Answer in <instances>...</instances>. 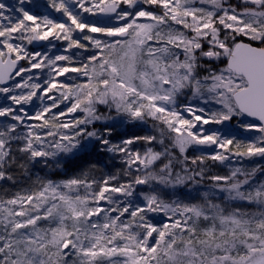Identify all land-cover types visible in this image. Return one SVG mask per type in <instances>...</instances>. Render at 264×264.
I'll return each instance as SVG.
<instances>
[{"label": "snow or ice", "instance_id": "obj_1", "mask_svg": "<svg viewBox=\"0 0 264 264\" xmlns=\"http://www.w3.org/2000/svg\"><path fill=\"white\" fill-rule=\"evenodd\" d=\"M76 2L85 12L115 14L122 23L89 25L73 13L65 0L58 4L53 0L52 6L63 11L81 32L87 28L90 33L112 38L83 35L82 39L97 50L88 57V63L55 71L56 75L78 72L88 78V83L76 85L74 90L61 84L68 91H62L59 97L46 95L57 87L54 80L45 81L47 87L42 88L38 83L29 85L33 77L23 79L22 74L55 66L56 61L71 57L58 55L51 59L46 53L28 52L23 44L11 41L15 38L31 44L48 40L50 35L59 38V30L69 41V48L88 45L73 39V29L64 23L47 16L36 23L39 18L25 10V0H18L16 7L0 2V85L15 77L23 80L13 87H0V93L30 87L26 94L7 98L15 105L27 104L39 90L44 93L39 97L41 101H52L32 116L23 107L0 108V117L10 116L16 122L0 125V181L15 184L38 163L63 168L65 162L82 154L96 156L95 162L86 161L87 169L71 178L59 183L37 178L39 190L0 198V264H264V181L253 186L257 174H264V165L236 167L228 175L207 176L213 182L212 188L202 196H192L193 186L205 179L206 162L223 163L229 156L217 152L190 158L187 150L215 144L228 151L233 139L193 132L195 122L202 120L197 109L182 105L192 114L191 120L177 110V98L185 89L205 103L206 94H210L222 107L203 123L240 118L241 128L255 129L261 135L258 142L236 141L235 155L264 159V0H239L235 4L231 0H95L91 7H86L84 0ZM141 18L148 22H141ZM173 25H181L187 32ZM14 33L20 35L13 37ZM152 40L162 46H148ZM21 60H26L28 67L19 65ZM70 96L74 99L67 111L79 110L83 116L63 122L52 109ZM46 113H51L50 119ZM248 117L254 120L248 121ZM149 118L175 133L170 144L165 145L163 138L158 140L153 134L134 133L113 139L116 125L145 124ZM26 120L43 123L25 125ZM22 126L27 127L26 134L17 131ZM37 128L47 129L44 137L35 131ZM164 135L165 128H160V136ZM47 136L53 140L47 141ZM14 141L21 142L15 153ZM156 143L163 149L156 150ZM104 155L126 165L123 175L131 179L111 184L118 176L110 174L97 180L93 173L102 166L100 157ZM189 160L195 167H189ZM149 184L153 191L144 195L142 207L133 208L131 201L113 198L114 193L132 197L135 186ZM182 187L190 189L186 195L201 202L184 204L178 198L165 199L179 197ZM217 193L221 203L215 202ZM100 201L115 206H94ZM241 204L255 205L256 211ZM101 212L102 224L89 223L90 217ZM112 212L118 215H110ZM151 212L180 219L157 226L147 218ZM125 213L131 217L128 221L121 219ZM49 218L57 220L58 226L38 227V221ZM201 218L210 225L199 228ZM133 223L136 231L132 230ZM73 256L76 259H70Z\"/></svg>", "mask_w": 264, "mask_h": 264}, {"label": "rangeland", "instance_id": "obj_2", "mask_svg": "<svg viewBox=\"0 0 264 264\" xmlns=\"http://www.w3.org/2000/svg\"><path fill=\"white\" fill-rule=\"evenodd\" d=\"M0 2H3L6 4V6L10 7H16L18 6V0H0ZM60 0H56V3L58 4ZM95 2V0H84L85 6L86 7H91L92 4ZM53 0H25V3L23 7L25 10L29 12L31 15L37 16L39 19L36 21V23H41L43 17L47 16L49 19L57 22V23H64L66 27H71L73 29L72 32V38L73 39H78L82 43L88 45L87 48H77L75 46L69 48V41L64 39V33L59 32V38L54 35H50L48 40L46 41V45L41 48L40 50H35L33 49V43L28 44L27 41H21L19 39H13L11 42L16 43V44H23V46L26 48L28 52H40L42 54H47V56L51 59H54L55 56L58 55H64V56H69L71 57L70 60L66 61H56L55 66H48V67H43L39 69H32L31 72L24 73L22 74L23 79H27L28 76H32L33 79L29 81V85L32 83H38L41 85L42 88L47 87L45 84V81L47 80H54L57 84V87L53 89L51 93H47L46 95H51L54 97H59L61 92L68 91L67 88H61L60 85H68L69 88L75 89L76 85H81V84H87L88 83V78L81 75L78 72H66L62 75H56V68L59 67H69V68H80L82 67L83 64L88 63V57L93 53L96 52L97 50L92 48L91 44L89 41H84L82 39L83 35L87 34L93 37L101 38V39H107L111 40L112 38L105 37L101 33H90L88 32L87 28L84 29L83 32H81L80 29H77L75 25L72 24L71 20L68 19V17L63 13V11H57L56 8L52 6ZM65 3L69 6V8L73 11L74 14L78 15V18L89 25H94V26H113V25H118L119 22L115 18L108 20V21H103V23L99 24L102 21H99L98 19V14L99 12H85L83 9H81L76 2V0H65ZM235 4V3H234ZM199 6V5H197ZM122 7H126V5H122ZM145 7H150V6H145ZM151 10L159 12V9L152 7ZM9 14V13H6ZM17 16L20 14L17 12ZM141 22H148L143 20L141 18ZM6 23V22H5ZM28 24H32L31 21L27 22ZM176 28H180L181 30L187 32L186 29H183L181 25H173ZM20 33H14L13 37H18ZM3 38L0 37V40ZM148 46H151L153 48L160 47L162 44H158L155 40L148 41ZM145 55H147V47L145 48ZM159 55V53H157ZM39 59V58H38ZM21 66L28 67V63L26 60H22ZM47 63V61H45ZM51 73V75H50ZM16 83H23V80L21 77H15L14 80L11 81V85L9 87H13ZM1 87V86H0ZM165 88L169 87V85H164ZM29 88H13V92L4 94L0 93V108L3 107H12L14 109H19L20 107H23L25 111L28 113L29 116L35 115L36 112L40 111L43 107L50 105L52 103L51 100H48L45 98L43 101L39 99L41 95H44L41 91H37V95L32 98V100L27 103V104H22V105H15L13 102L8 99L7 97L9 95L15 94V95H20V94H26L28 91H30ZM73 97L70 96L69 100L63 101L62 103L59 104L58 108L52 109V112L57 113L58 118L60 121L63 122H70L73 117H82L83 113L77 110V112L69 113L67 111V108L71 106V103L73 102ZM205 100H207V103H205L203 100L200 98H193L191 95V91L188 89L183 90V95L179 96L177 98V110L181 112V114L186 118V119H192V114L187 113L184 111V108L182 105H190L197 109L196 114L202 116L201 121H196V127L192 129L193 132H199L201 135H212L216 134L220 138H228V139H233V144L228 146V151H225L224 149L219 148L215 144H207V145H199L195 146L197 150H194L193 147H190L187 150L186 155L191 157L194 156H200V155H205V156H211L216 154L217 152H223L225 155L229 156V159L223 163L219 161H211L208 160L207 167H206V176L205 179L200 182L199 185L193 186L195 190H192V196L196 195H203L204 192L208 191L209 189L212 188L213 182L209 181L207 179V176L210 175H228L230 171L236 167H241L245 169H250L251 167H254L256 165H264V159L260 157H237L235 155L236 148L235 144L236 141H241L243 143H249V142H258L260 133L256 131L255 129H250L246 130L244 128L240 127V118L233 117L232 120L230 121H224L222 123H215L209 120V123L204 124L203 119H209L211 116L212 112H216L221 110V105L216 103L214 99L211 98L210 94H206ZM200 108H203L205 111L204 113H200L198 110ZM64 110V115L60 116L59 113ZM23 115V113H20ZM46 118H51V113H46L45 114ZM248 121H251L247 118ZM149 122H154L151 120V118L148 119V122L145 124H136L134 125L133 123H125V124H118L116 125V130L113 133V139L114 140H119L123 139L126 136L132 135V134H138V135H144V134H153L155 135V132L149 127ZM4 123H16L11 119L10 116L7 117H0V125ZM43 120H26L25 125L27 124H42ZM157 125L160 126V128H165V132L172 134L174 137L175 133H170L167 131L166 126L159 124V122H154ZM18 132H23L27 133L28 129L26 126L18 127L17 129ZM37 133H39L42 137L45 136V133L47 132V129L45 128H37L35 129ZM63 131H69V130H63ZM169 137V138H170ZM47 141H52L53 137L47 136L46 137ZM21 144L19 141H14L12 144L13 152L15 153L16 148ZM156 150H162L163 146L160 145L159 143H156L155 145ZM243 149H241L242 151ZM89 153H92V149H89ZM93 155V156H92ZM79 161L81 163H86L87 162H95L96 161V156L95 154H82L81 157H78ZM76 158L75 160H77ZM101 164L102 166L98 168L93 174L95 175L96 179L99 180L102 177H106L110 174L117 175L118 179L116 181H111V184H119V183H126L128 180L131 179L130 176H125L123 175V171L126 168V165H124L119 159L115 161H110L108 159L107 155H104L100 157ZM70 161V160H68ZM67 161V162H68ZM65 162V164L67 163ZM107 162V167H103V163ZM64 164V166H65ZM160 162L157 161V166H159ZM189 167H195L191 165L190 160L188 162ZM88 163H86L81 169L76 171L75 173L71 174L68 178H71L77 174H79L82 170L87 169ZM54 167H45L43 164H35L34 166L30 167V171L27 176H19L17 182L14 184L11 181H0V198L3 199H10L13 198L18 192L21 195H27L31 194L34 191L39 190V184L37 183V178L40 180L46 182L47 180H52L50 177V171ZM135 168V165L133 166V169ZM198 170V169H197ZM18 172V170H16ZM140 174V173H136ZM30 177V178H29ZM65 179H58V180H52L57 183L66 180ZM199 179V178H198ZM260 181H264V174L258 173L257 176L255 177V183L253 186H257ZM7 189V191H4ZM153 191V185H137L135 186V192L132 197L124 198L121 197L120 194L114 193L113 198L114 199H119L120 201H131L133 208L136 207L137 205L139 206H144L145 201H144V195L151 194ZM168 191H171L169 189ZM190 191L189 188L187 187H182L179 189L180 195L179 197H165V199H180L182 203L184 204H192V203H200L201 201L198 199H193L191 196L186 195ZM81 195L84 194L83 190H81ZM107 195V194H106ZM216 203H221V198L218 197V193L216 194ZM237 204H240V202H237ZM94 206H99L101 208L107 209L109 207H114L115 205H109L107 201H100L99 205H94ZM240 206L247 208L249 211H256V206L255 205H246V204H241ZM132 209H130L131 211ZM110 215L116 216L118 215V212H112ZM166 216L163 212H151L147 214V218L153 223L156 224L157 226H162L164 223L171 224L174 222L175 219H180L179 216L171 217ZM104 217V212H101L98 216H92L89 218V223H100L102 224L104 222L103 220ZM122 220L128 221L131 219L128 213H125L123 217H121ZM70 225L71 222H66ZM38 227L41 228H55L58 226V221L53 220L52 218H49L47 220L41 219L40 221L37 222ZM199 228H204L210 225L209 221H204L202 218L198 222ZM71 230V228H69ZM132 230L136 231V226L135 223L132 225ZM155 236V233L153 234ZM67 251V250H65ZM70 259H76V257H70Z\"/></svg>", "mask_w": 264, "mask_h": 264}, {"label": "trees", "instance_id": "obj_3", "mask_svg": "<svg viewBox=\"0 0 264 264\" xmlns=\"http://www.w3.org/2000/svg\"><path fill=\"white\" fill-rule=\"evenodd\" d=\"M232 3H239V0H231ZM103 22H100L101 24ZM103 107V106H101ZM64 111V110H62ZM154 122H149V127L155 132V135L158 137V140L163 138L165 145L170 144V136H173L172 134L169 135V133L165 132L164 137L160 136V126L158 125L157 127H153ZM156 124V123H155ZM157 125V124H156ZM178 153V149L176 150ZM93 156V155H92ZM182 158V157H181ZM87 163V162H86ZM86 163H81L79 161V158L77 160H70L68 161L63 168H52L50 171V177L52 180H58V179H65L68 178L71 174L75 173L81 167H83ZM179 170V168H177Z\"/></svg>", "mask_w": 264, "mask_h": 264}, {"label": "water", "instance_id": "obj_4", "mask_svg": "<svg viewBox=\"0 0 264 264\" xmlns=\"http://www.w3.org/2000/svg\"><path fill=\"white\" fill-rule=\"evenodd\" d=\"M113 18H115V14H103V13H99V14H98V19H99V21H102V22H103V21L111 20V19H113ZM45 45H46V41H45V40H43V41H33V49H35V50H40V49L43 48ZM22 62H23L22 60L19 61V65H21ZM11 81H12V80H9V81L6 82V84H4V85H0V86H1V87H4V86L9 87V86L11 85ZM248 119L251 120V121L254 120V118H251V117H248ZM256 123H259V122L256 121Z\"/></svg>", "mask_w": 264, "mask_h": 264}]
</instances>
